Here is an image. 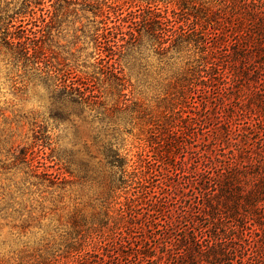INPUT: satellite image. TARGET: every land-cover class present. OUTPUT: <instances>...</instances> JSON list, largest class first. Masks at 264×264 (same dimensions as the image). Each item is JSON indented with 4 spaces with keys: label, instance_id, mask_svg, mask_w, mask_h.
I'll return each mask as SVG.
<instances>
[{
    "label": "rangeland",
    "instance_id": "1",
    "mask_svg": "<svg viewBox=\"0 0 264 264\" xmlns=\"http://www.w3.org/2000/svg\"><path fill=\"white\" fill-rule=\"evenodd\" d=\"M255 5L264 0H0L1 23L12 16L11 31L21 25L39 38L37 70L0 45V264H71L96 231L110 235L114 203L129 197L120 169L161 180L165 151L180 154L165 143L181 117L212 109L205 128L196 124L214 140L226 93L207 98L209 78L192 71L198 50L161 51L142 21L173 13L207 21L218 36L214 58L247 44L230 41ZM117 24L124 40L104 43Z\"/></svg>",
    "mask_w": 264,
    "mask_h": 264
},
{
    "label": "trees",
    "instance_id": "2",
    "mask_svg": "<svg viewBox=\"0 0 264 264\" xmlns=\"http://www.w3.org/2000/svg\"><path fill=\"white\" fill-rule=\"evenodd\" d=\"M241 13V34L230 42L247 44L214 58L209 49L218 36L209 32L207 21L190 20L188 13L142 21L145 33L165 53L192 43L200 54L192 71L201 68L209 78L207 98L212 99V90L226 93L218 106L229 103L228 113L221 115L224 120L213 118V141L202 140L204 129L198 128L212 120V109L171 126L165 144L180 154L165 151L164 158L171 160L161 180L152 173L146 179L137 172L127 177L121 168L118 181L129 197L114 203L120 206L117 217L108 218L112 233L96 231L97 241L86 243L71 264H264V7ZM7 18L0 22V45L30 63L39 38L21 25L11 31L13 17ZM124 35L117 24L103 40L118 43ZM38 63L31 61L36 70ZM66 87L82 103H91L75 83Z\"/></svg>",
    "mask_w": 264,
    "mask_h": 264
}]
</instances>
